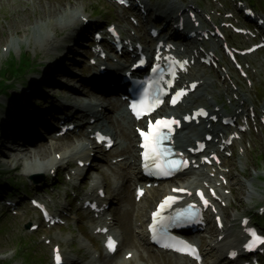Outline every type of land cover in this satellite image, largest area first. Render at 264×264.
Wrapping results in <instances>:
<instances>
[{"label":"rangeland","instance_id":"rangeland-1","mask_svg":"<svg viewBox=\"0 0 264 264\" xmlns=\"http://www.w3.org/2000/svg\"><path fill=\"white\" fill-rule=\"evenodd\" d=\"M154 4H159L160 7H166L168 0H152ZM157 1H159L157 3ZM102 7L104 13L103 15H100V17H97L98 19H94L97 25L104 23L106 20L110 22H122V14L113 7L109 2L105 0H74V1H64V0H1L0 2V70L4 69V63L7 59L4 52H2L3 48H7V44L10 43L11 40H15L14 44L16 45L11 50V55H14L16 57L21 56V54H29L32 59L34 60L36 67L40 66V63L44 64L45 68L43 69H36L30 73H40L41 70L44 72L49 67V64L51 62L56 61L55 57L52 55L54 54L53 50H50V54L48 55L46 52H42L40 50L39 52L34 53V50H39L35 47L34 44L31 45V47L28 46V44H25V41H29V39H33L32 33L36 30L41 29L42 25L45 24V18L48 16H55L57 15L56 19L60 20L61 12L63 11H71L74 13L79 14V16L82 15H93L94 10L96 7ZM14 10V11H13ZM61 10V11H60ZM17 12V13H16ZM57 13V14H56ZM15 14H20L21 17L16 19ZM107 15V16H105ZM124 15V14H123ZM95 17V16H94ZM17 20L19 21V24H17ZM124 23H128V20H126ZM38 24V25H37ZM76 27V26H75ZM74 28V26L72 27ZM51 31V30H49ZM55 36L60 37V39L63 42V39L66 36V31H60L58 29H55L53 32H51L50 40L55 41ZM54 37V38H53ZM89 41L92 40L91 36H88ZM20 40V47L17 46L18 41ZM34 40V39H33ZM59 40V42H61ZM35 41V40H34ZM49 41V39H48ZM24 43V44H23ZM49 42H47L48 44ZM55 43L50 44V47ZM83 45V46H82ZM80 44L79 46L75 47L74 50L70 54H64L63 60L65 59L66 62L62 66H58L59 73L55 74L56 80H61L60 85L58 88L60 90H54V94H61L63 96L64 93H66L67 89L73 88L74 85H76L79 88H82L81 81H84L87 79L90 75L93 73H96V71H88L86 65L84 64L85 57L88 55V50L85 45L86 42H83V44ZM19 48V50H18ZM45 53V54H44ZM47 55V56H46ZM59 60L60 58L57 57ZM55 66V65H54ZM67 70V72H63ZM50 75V70L48 72ZM40 80L39 77L35 76L34 74L32 76H28L25 78H19L17 79L13 85H14V91L12 92L13 95H21L22 90L25 88H33L34 86H38V84H34V81ZM89 82L85 84L83 88L88 89ZM48 93V90L45 91ZM52 94V93H51ZM59 94H57L55 98H59ZM54 98V99H55ZM49 99L42 100V104L45 102H51L53 99L52 97ZM63 100L62 97L57 101ZM2 102L9 104V102L5 99H1ZM35 106H38L36 110H28L31 111L34 116V119H41L43 121L50 122V117L46 116L44 114L46 108H42V104L40 102H32ZM55 104V103H53ZM35 111V112H34ZM3 110L0 109V113H2ZM42 112V113H40ZM29 113V112H28ZM30 123V126L37 127L36 124ZM36 123V122H35ZM22 124V128L26 130H30L31 135L40 137L44 143L50 144L53 141H49V139L44 134V131L40 128H36L37 130L31 129ZM7 124L4 125V130L6 131ZM4 131L0 130V152L2 151V146H7L6 143L3 142L2 138L4 136ZM127 135V134H125ZM129 139V138H128ZM58 142V141H57ZM75 142H72L71 144H66L65 142H59L55 149L59 148L55 151V154H58L56 152H65L66 150L70 149L71 145H73ZM63 144V145H62ZM65 144V145H64ZM10 146V144H8ZM67 146V147H66ZM74 147V146H73ZM132 150V146H128V152ZM55 155H53L54 157ZM52 158V153H48L45 155V158ZM114 157V155H111L109 157V160H111ZM46 159V160H47ZM9 159H3L1 153H0V169L4 176L14 178L13 181H10V183L16 182L17 184L22 185V182L24 183V179L27 176L26 170L24 166L30 165L31 160H24L22 161L23 167L20 166V168L15 169L14 166L10 165L8 163ZM34 162L38 163V159H32ZM241 166L238 168H235V173L231 176L232 179L240 180L242 182L241 185H237L236 182L233 181V186L237 190L238 193H235L232 198V206L235 210H237L239 213H246L250 212L253 207H257L261 205L264 202V136L254 138L253 142V151L250 153L247 157V161H242ZM60 166V165H59ZM102 165H100L101 167ZM109 166V165H107ZM24 170V171H23ZM100 173L102 176L107 180V183L110 184L112 189L113 182L117 181L120 182L122 185V189L119 192V195L114 200V206H113V213L116 214V217L118 219V224L120 226V229L122 230L123 234L131 238L130 233L132 232V224L133 219L135 215V211L137 210L135 207L130 209V205H128V199L133 202V184L131 186L129 185L130 182L123 180L117 176L115 178L116 173H113L112 170H106L105 174H103V171L99 168ZM243 171V172H242ZM47 172V168L45 171V174ZM125 173V172H123ZM123 173L121 177L123 178ZM33 177V176H29ZM28 177V178H29ZM236 177V178H235ZM118 179V180H116ZM246 181H252L253 186H248L249 188L243 187V182ZM6 184V181H4ZM106 184V183H105ZM124 184V186H123ZM60 187L63 190V193L65 192V187L60 185ZM255 188V196L252 198V201H248L246 198V193L253 191ZM20 192H29V188L20 187ZM161 194L158 195L160 197ZM132 205V204H131ZM135 206V205H134ZM132 207V206H131ZM3 214H6L5 211H2L0 208V218ZM75 228V227H74ZM130 231V233H129ZM128 232V235H127ZM135 242L138 243V245L141 247L140 243L138 242V239H135L133 237ZM129 239V238H128ZM132 239V238H131ZM21 240L28 241L32 249L30 252L32 255L36 256V260L29 262L28 258L22 257L18 254V242ZM138 245L132 244L129 247L131 249H142L138 247ZM48 251L39 243V237H29L27 236L23 230H22V224L18 220H7L2 224H0V262H8L11 264H46ZM163 258V259H162ZM165 260V261H163ZM143 262V261H142ZM146 264L145 262H143ZM147 264H176L175 262L171 260H166L164 257H157L154 255V253H151L149 255Z\"/></svg>","mask_w":264,"mask_h":264},{"label":"bare ground","instance_id":"bare-ground-1","mask_svg":"<svg viewBox=\"0 0 264 264\" xmlns=\"http://www.w3.org/2000/svg\"><path fill=\"white\" fill-rule=\"evenodd\" d=\"M1 2V0H0ZM14 11V10H13ZM61 11V10H60ZM17 13V12H16ZM57 14V13H56ZM76 16H78V23L76 20ZM16 19L19 20L21 17L20 14H15ZM57 15L55 16H48L45 18V24L42 25L41 29L36 30L32 33L33 39H29V41H25V44H28L29 47H31L32 44L35 45V47L39 50H43L45 52H49L51 49L50 44L55 43L52 46V49L54 50H59L61 49V54H58L57 57L60 59L57 60L56 65L57 66H62L65 64L66 60H63L64 54H70L75 47L78 46L80 40V37H83L81 33L82 31H79V25H80V17L78 13L74 11L69 12V11H63L61 12V17L60 20L56 19ZM17 20V24H19V21ZM38 25V24H37ZM75 26H78L77 32L76 33H71L69 32L68 35L65 37V41L59 42V37L55 36V39L57 38V41H52L50 40L51 32H53L55 29H58L60 31H68L70 28ZM51 30V31H49ZM49 39V41H48ZM15 40H11L10 43L7 45L9 46V51H11V48L14 46ZM47 42H49L47 44ZM18 47L22 49L20 46V40L18 41ZM19 50V48H18ZM42 51V52H43ZM45 54V53H44ZM47 56V55H46ZM56 65L54 67H56ZM112 69H122L123 64H118V65H112ZM52 70H50L51 74ZM48 73V72H47ZM98 73L96 75L91 76L90 78L85 79L84 81H81L82 88H79L74 85L73 88L67 89L66 93L63 94L62 99L60 101H57V103L63 104L67 109H81V110H86L89 113H96L99 109H103L105 112L102 116L105 117V119H108L109 123L111 121L112 123V128H111V134H113L117 139H124L128 145L127 148L124 150L125 152L129 153L130 156H134L136 153V134L133 132L131 128V123L129 121H119L114 119V115H112V108L116 107L117 109L121 108L123 105L119 103L118 100H113L112 97H102L101 95L97 94L98 92L95 89H85L83 88L85 84L89 81L92 83L94 82H101L103 80L98 79L97 77ZM56 77V76H55ZM114 91V90H112ZM96 92V93H95ZM55 105V104H54ZM54 105L52 107H54ZM28 106H24L25 111H27ZM29 109V108H28ZM24 112V111H23ZM42 113V112H40ZM26 114V112H24ZM54 117L53 114H49ZM24 116V115H23ZM20 116V119H23L24 117ZM23 117V118H22ZM125 116L121 115V118L123 119ZM7 124L6 127V132L2 138L3 142L7 144V146H2V151L0 152L3 159H9L7 160L8 163L12 166L15 167V169H18L23 167L22 161L24 160H31V164L24 166L26 173L28 175H39V174H45L46 168L47 171H50V169L54 167H58L60 165V162L57 161V158H53V155L55 154V151L58 150L59 148L55 149L57 145H59L56 140L51 142L50 144L44 143L40 137L36 136H28L21 131L15 129L12 127L10 122L5 123ZM33 124V123H32ZM34 125V124H33ZM26 127V126H25ZM31 129H35V127L30 126ZM10 130V133L8 131ZM30 131V130H29ZM38 131V130H37ZM188 133V132H187ZM186 132L183 134L182 140H189L187 138L188 134ZM127 134V135H125ZM12 137V138H11ZM129 138V139H128ZM24 141V142H22ZM72 142H75L71 147H73V153L71 155H64L62 157V160L66 159H73V158H85L88 156V154L85 152V146H81L79 144V141L76 142L75 139H72L66 144H71ZM10 144V146L8 145ZM22 144V145H21ZM63 145V144H62ZM65 145V144H64ZM132 146V150L128 152V146ZM67 147V146H66ZM48 153H52V158H45V155ZM57 153V152H56ZM38 159V163L34 162L32 159ZM47 159V160H46ZM132 159V158H131ZM108 169H112L113 171L115 170L111 166H106ZM129 169H132L135 173L136 178L139 180L140 179V174L137 168L135 166L133 168L129 167ZM24 171V170H23ZM125 172V173H123ZM123 173V178L121 177ZM129 170H117L116 171V176L123 180L125 182H130V184L127 186H130L133 183V175L134 174ZM198 176V178L203 177L202 173H193ZM200 176V177H199ZM127 179V181H126ZM98 183V182H97ZM249 186H253L250 184ZM250 198L253 197V195L249 196ZM128 203L131 205L130 200L128 199ZM128 204V205H129ZM128 235V232H127ZM129 237V235H128ZM132 240L129 237V241ZM135 246V245H134Z\"/></svg>","mask_w":264,"mask_h":264},{"label":"snow or ice","instance_id":"snow-or-ice-1","mask_svg":"<svg viewBox=\"0 0 264 264\" xmlns=\"http://www.w3.org/2000/svg\"><path fill=\"white\" fill-rule=\"evenodd\" d=\"M123 2V0H121ZM183 93H177V96L182 95ZM175 99H173V103H175ZM133 111L136 113L137 117L141 115V111L143 109V106L140 108L137 107L136 104L132 105ZM201 115H206V113L201 112ZM187 119V117H186ZM176 123V121H156V127L149 129L148 133L141 132V136L144 137L145 143L142 145L143 148L146 149V151L143 153V157L145 160L144 167L147 169L149 168V161H151L153 164H156V161L163 158V156L168 152V149H164L161 147L162 141L167 138L163 133L160 132V129L162 127H168L170 128L171 124ZM97 138L101 141H103V137H101L99 134H97ZM183 164L186 166V162H183ZM182 162L180 161H171L169 162L170 169L172 170H179L181 167ZM156 167L160 168L159 164H156ZM162 173L164 175L170 174V171L162 169ZM182 191V190H181ZM191 193H189L190 195ZM201 195V199H203V194ZM175 203V198L174 197H167L165 201L160 205V210H163L166 207H170L171 204ZM205 205H207V200H204ZM194 208V205H189L188 209H186L183 212H180L177 214L178 217L184 216V215H191L192 210ZM160 217V212H156L153 214V231H156V223H157V218ZM253 239L252 241L246 245L248 248H252L257 242L264 244V238L256 235L255 232L251 233ZM180 245L179 247H176L177 251H187L188 253L196 256L198 259V254L196 253V250L192 248L190 245L185 244L183 241L178 242ZM173 245H165V247H172ZM108 247L109 248H114V242L111 240V238L108 241ZM234 255V254H233ZM57 264H60V256L57 255Z\"/></svg>","mask_w":264,"mask_h":264}]
</instances>
